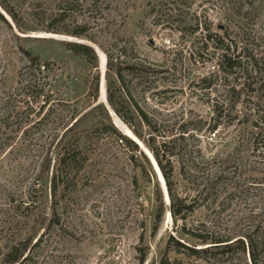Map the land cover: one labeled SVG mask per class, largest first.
Here are the masks:
<instances>
[{
  "label": "rangeland",
  "instance_id": "374dc122",
  "mask_svg": "<svg viewBox=\"0 0 264 264\" xmlns=\"http://www.w3.org/2000/svg\"><path fill=\"white\" fill-rule=\"evenodd\" d=\"M1 1L15 18L0 9V244L13 230L42 235L36 264H248V239L264 242V128L254 127L264 112V0ZM67 42L92 46L97 63ZM104 51L149 69L125 70L122 87L155 132L131 106L126 112L125 97L121 112L144 140L152 133L172 153L182 218L170 214L152 154L107 102ZM224 52L232 69L220 65ZM79 137L87 160L73 180L63 172L52 214L57 157ZM9 195L21 204L19 218L31 214L11 230L2 218ZM196 235L240 239L245 251L239 241L224 254L192 255L176 244L210 246ZM259 257L264 264L263 250Z\"/></svg>",
  "mask_w": 264,
  "mask_h": 264
},
{
  "label": "trees",
  "instance_id": "16d2710c",
  "mask_svg": "<svg viewBox=\"0 0 264 264\" xmlns=\"http://www.w3.org/2000/svg\"><path fill=\"white\" fill-rule=\"evenodd\" d=\"M0 9H2L12 20H14V13L8 9L7 5L3 3V1L0 0ZM0 22L2 23H7L6 19L3 17V15L0 13ZM71 36L80 38V39H86V37L83 35V33H78V32H73L69 33ZM64 47L66 50L71 52L73 55L85 59L90 65H95L97 63V56L95 54L94 49L92 46L85 44V43H79V42H67L64 44ZM105 57H106V79H105V89H106V96H107V102L113 109L116 115L120 116L121 119L127 123L134 134V136L142 142L150 151L152 154L156 165L162 175V178L165 182L166 190L168 193V197L170 200V214L171 216L176 220L177 217L182 218L181 213H182V204L178 201L175 193L172 191V167L170 163V156H172V153L168 150L166 147V144H162V147L160 146H155V137H153L152 133H150V136L148 137L147 140H144L142 135L133 127L131 126V119L130 117H127L121 112V104L124 102V97L126 98L124 102L127 106L126 112L129 113V106H131L134 109L135 115H133L134 119H138L141 123H143L147 128L150 129L151 132L154 131V127L149 120L147 114L143 112L138 105L134 102L132 96L129 93H125L123 90V72L126 71H132L135 67L139 68L141 71L147 72L149 69L142 67L141 65L137 63H129L125 59H120L118 56L115 58L112 53H109L108 51H104ZM25 55L27 56L28 61L30 62L31 67H36L37 69H40L37 58L31 56L28 52H25ZM220 65L224 66L227 70V68L232 69L233 64L231 59L228 57L227 53L224 52L220 55ZM46 67L43 66V69ZM112 73V76H111ZM115 87H117L115 89ZM97 91V87H96ZM23 99H25V96H22ZM23 107V106H21ZM259 114V113H258ZM264 122V112L258 115L257 118V123L254 125V127L263 129L264 127L261 126ZM103 123L102 121H99L95 128L97 129L98 127L102 126ZM115 137L117 140L120 142V144H123L124 146L128 148H132L133 150L137 151L138 148L134 142H132L130 139H128L126 136L120 135L118 133H114ZM9 139V138H8ZM7 138L4 139L8 140ZM82 140V137L77 138L73 143L74 146L71 148L63 149L56 160V167L54 168V171L52 173V178H51V183H52V188H51V199H52V214H55L56 206H55V201H56V193L58 189V184L62 183V177H63V172L67 171L70 174H73V177L70 180H73L75 177V173H77L83 166V164L86 162V158L81 157V153L78 151V146L80 144V141ZM3 149V148H2ZM0 149V150H2ZM66 174V173H65ZM69 180V179H68ZM247 186H252L253 182L252 179H247ZM157 201L159 202V212L163 211V205H162V200L160 195L156 198ZM9 202H11V205L8 207V209L2 213V218H3V223L6 225L8 228L12 227V224L16 225L19 223L26 224V220L31 217V214L25 215L23 218L18 217V212L20 211L21 204H15L16 200L12 198L11 195H9V198L7 199ZM37 204L36 199H32L29 203L30 206H35ZM25 210L29 209L28 203L24 204ZM40 219L42 222L46 220V217L43 213H39ZM39 222V221H38ZM52 222H57L58 219H55L52 217ZM36 224L40 225L42 223H37ZM261 221L260 224H257L258 226H261ZM180 232L182 235L187 236L189 235V231H185L184 227L180 228ZM11 235H5L6 237H10L4 241H2V244H0V264H36V250L39 248L41 240H42V235L37 237L36 239H33L31 235L28 233L22 231H12L10 233ZM200 240V243L202 245H207L209 244L210 246L207 247L206 249H195L194 247H189V246H182L178 241L176 244L181 246L182 248L184 247L188 252H190L192 255H198L199 253H208L210 250L209 248L212 249H219L222 250L221 253L224 254L225 249H229V246L236 242L239 241L243 245V251H245V246L244 243L240 240L237 239L231 243H229L232 240H223L221 238H212V237H199V235H196ZM246 250L248 251V256H249V262L248 264H261L259 253L261 250L264 252V242H254L248 239L247 245H246ZM264 260V257H263Z\"/></svg>",
  "mask_w": 264,
  "mask_h": 264
},
{
  "label": "water",
  "instance_id": "95a60500",
  "mask_svg": "<svg viewBox=\"0 0 264 264\" xmlns=\"http://www.w3.org/2000/svg\"><path fill=\"white\" fill-rule=\"evenodd\" d=\"M129 138V137H128ZM130 139V138H129ZM132 142H134L140 149H141V147H140V145L136 142V141H134L133 139H130ZM142 150V149H141ZM146 154V156L148 157V159L151 161V159L149 158V156H148V154L147 153H145ZM151 158L153 159V161L155 162V160H154V158H153V156L151 155ZM155 164H156V162H155Z\"/></svg>",
  "mask_w": 264,
  "mask_h": 264
},
{
  "label": "bare ground",
  "instance_id": "6f19581e",
  "mask_svg": "<svg viewBox=\"0 0 264 264\" xmlns=\"http://www.w3.org/2000/svg\"><path fill=\"white\" fill-rule=\"evenodd\" d=\"M142 149V148H141ZM143 150V149H142ZM144 151V150H143ZM148 154V153H147ZM155 163V162H154ZM169 216V215H168Z\"/></svg>",
  "mask_w": 264,
  "mask_h": 264
}]
</instances>
